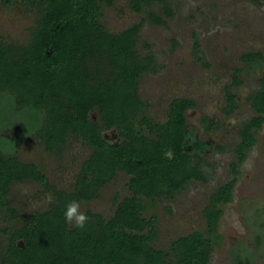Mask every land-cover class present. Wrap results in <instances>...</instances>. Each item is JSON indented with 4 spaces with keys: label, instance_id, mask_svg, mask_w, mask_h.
Instances as JSON below:
<instances>
[{
    "label": "trees",
    "instance_id": "trees-1",
    "mask_svg": "<svg viewBox=\"0 0 264 264\" xmlns=\"http://www.w3.org/2000/svg\"><path fill=\"white\" fill-rule=\"evenodd\" d=\"M1 1L9 6L13 0ZM21 1L34 14L28 36L21 41L0 36V213L14 222L0 229L8 234L0 264H206L213 239L220 236L215 234L222 212L219 203L231 200L232 181L211 193L203 209L205 232L179 235L167 249L155 244L156 215L144 214L145 199L173 198L189 180L205 181L200 161L211 147L186 127V110L195 105L192 98H172L163 121L147 113L148 103L139 96L138 84L143 73L155 71L156 65L152 55L141 54L136 47L144 18L113 32L101 17L103 5L115 0ZM127 1L152 23L164 24L163 14L172 13L167 2L162 4L163 12L155 9L154 1L164 0ZM241 57L254 63L262 52ZM238 72L234 68L233 83L241 82ZM235 97L227 86L225 113L234 109ZM249 98L256 114L239 131L240 161L255 142L253 129L264 120V69L261 85ZM94 109L97 118L91 116ZM202 121L206 129L219 125V120L207 117ZM18 125L22 131L28 127L24 133H34L45 149L57 153L71 136L89 145L91 151L80 164L73 190L59 188L39 164L16 155L21 134L11 138L1 129ZM114 127L117 142L103 136L104 130ZM119 172L127 174L129 193L121 199L115 196L113 214L106 217L88 208L84 229L65 223L68 202L96 198ZM26 180L50 191L53 198L46 208L21 214L12 204V184ZM240 258L236 253L234 262Z\"/></svg>",
    "mask_w": 264,
    "mask_h": 264
},
{
    "label": "rangeland",
    "instance_id": "rangeland-1",
    "mask_svg": "<svg viewBox=\"0 0 264 264\" xmlns=\"http://www.w3.org/2000/svg\"><path fill=\"white\" fill-rule=\"evenodd\" d=\"M165 2L170 4L172 13L163 14L164 24L150 22L145 12L133 11L127 0L103 5L101 17L104 26L113 32L144 18L136 47L139 53L152 55L156 65L155 71L143 73L138 84L139 96L148 103L147 113L154 120L163 121L172 98H192L195 105L186 110V127L211 143L200 161L205 181L189 180L173 198L145 199L144 214L156 215L155 244L167 249L179 235L192 230L205 232L203 209L210 203L211 193L220 184L232 181L231 200L219 203L222 212L215 234L220 236L213 239L206 264H264V120L253 129L255 142L246 150L244 160H239L236 151L243 122L256 114L249 96L261 85L264 69V0H164L154 1L155 9L163 12ZM33 18V12L21 0H13L9 6L0 0L1 37L24 40ZM250 51H261L262 58L254 63L244 61L241 56ZM236 67L240 83L232 82ZM227 86L236 94L230 113L223 110ZM91 116L97 118V109L92 110ZM203 117L219 120L218 127L206 129ZM21 129L20 125L1 129L11 138L21 134L16 155L39 164L48 180L59 188L73 190L80 164L91 151L89 145L71 136L64 150L57 153L45 149L34 133H24L30 130L28 127L24 132ZM104 132L112 141L116 128ZM253 151L255 156L251 155ZM246 161L251 163L250 169L245 166ZM126 180L127 174L119 172L96 198L79 202L80 211L90 208L106 217L113 214L115 196L121 199L129 193ZM9 198L21 214H28L46 208L53 197L38 182L26 180L12 184ZM12 223L10 217L0 213V229ZM7 238L8 234L0 231V251ZM236 253L241 257L238 263L234 262Z\"/></svg>",
    "mask_w": 264,
    "mask_h": 264
},
{
    "label": "clouds",
    "instance_id": "clouds-1",
    "mask_svg": "<svg viewBox=\"0 0 264 264\" xmlns=\"http://www.w3.org/2000/svg\"><path fill=\"white\" fill-rule=\"evenodd\" d=\"M251 155L255 156L256 153L253 151ZM245 166L250 169L251 163L246 161ZM64 220L66 224L74 225L78 229H84L89 217L84 212L80 211V203L76 200H72L65 206Z\"/></svg>",
    "mask_w": 264,
    "mask_h": 264
},
{
    "label": "water",
    "instance_id": "water-1",
    "mask_svg": "<svg viewBox=\"0 0 264 264\" xmlns=\"http://www.w3.org/2000/svg\"><path fill=\"white\" fill-rule=\"evenodd\" d=\"M106 135H107V133H106ZM106 135H105V132H103V136H104L106 139H108ZM113 137H114V138H113L112 142H117L118 139H119V134H118L117 131L114 133V136H113ZM108 140H109V139H108ZM109 141H110V140H109Z\"/></svg>",
    "mask_w": 264,
    "mask_h": 264
}]
</instances>
